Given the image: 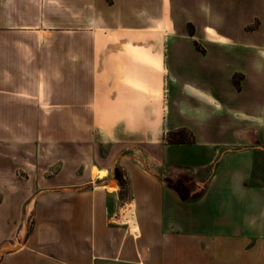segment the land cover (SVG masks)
Listing matches in <instances>:
<instances>
[{"label": "crops", "instance_id": "0c3cea01", "mask_svg": "<svg viewBox=\"0 0 264 264\" xmlns=\"http://www.w3.org/2000/svg\"><path fill=\"white\" fill-rule=\"evenodd\" d=\"M89 6L88 20L58 23L69 28L90 24L97 30L104 24L107 33L88 38L87 59L77 49L59 52L61 72L69 63L73 69L66 75L78 78L85 61L90 81L85 88H60L65 120L59 123L76 126L65 141L81 143L87 125L96 141L132 150L160 138L168 113L167 129L186 127L198 143L226 141L229 118L236 115L254 128L238 136L264 145V0H92ZM49 10L44 4L43 13ZM45 17L39 24H56ZM186 24L203 34L213 30L211 37L197 40L202 52L194 48V33L184 36ZM252 24L257 25L246 31ZM73 41L80 44L77 37ZM236 74L239 88L231 83ZM165 81L176 85L167 106ZM181 94L193 116L182 121L175 106ZM117 165L127 182L126 201L119 199L120 185L112 176ZM80 172L74 180L49 179L36 196L34 185L24 193H3L0 181V246L15 232L23 202L35 196L25 211L31 228L19 248L0 255V264H244L243 247L236 244L241 230L215 232L234 242L216 244L211 231L196 224L194 204L182 202L144 166L97 162ZM127 202L134 204L136 234L113 221ZM24 229L23 224L20 238Z\"/></svg>", "mask_w": 264, "mask_h": 264}, {"label": "rangeland", "instance_id": "374dc122", "mask_svg": "<svg viewBox=\"0 0 264 264\" xmlns=\"http://www.w3.org/2000/svg\"><path fill=\"white\" fill-rule=\"evenodd\" d=\"M91 1L66 0L64 3L68 9L62 0H0L1 190L3 193L15 190L24 193L34 185L36 196L39 187L49 179L60 176L74 180L80 171H86L97 162L111 167L115 161L144 166L165 185L169 181L185 189L187 202L194 204H190V208L197 217L196 224L211 231L212 241L234 245V242L223 241L225 239L215 232L224 229L229 234L241 230L242 236L236 237V244L243 247L244 264L251 261L264 264V145L257 146L258 142L250 136H238V133L245 134L254 129L240 123L238 116L229 118L230 135L226 141L218 143H198L186 127L168 130V113L164 117L160 138L146 144L137 143L132 150L120 149V145L113 147L106 140L96 141L87 125H83L81 143L65 141L68 130L73 132L76 126L59 123V120H65L62 117L64 109L59 107L58 101L59 97H64V93H59L60 88L70 90L75 85L85 88L90 81L84 68L85 61L78 78L66 75L73 69L69 63L66 64V72H61L59 52L63 48L67 52L77 49L83 54V59H87L90 53L88 38L107 33L102 26L104 24H100V30H97L90 28V24L69 28V24L63 26L58 23L88 20ZM44 4L50 6L46 15L43 13ZM60 7L64 11L60 12ZM43 15L45 20L56 21V24H39L44 20ZM256 25L248 26L246 31ZM215 27L218 28L217 25ZM212 32L205 29L207 37L214 35ZM193 33L194 48L202 52L201 43L197 40L203 39L204 32L186 24L184 36ZM43 36L48 39L44 40ZM75 37L80 44L74 43ZM240 80L236 74L232 76L231 83L239 88ZM173 87L176 85L165 81L166 106L170 104ZM13 89L18 92L9 93ZM185 96L181 94L175 103L180 121L193 118L185 110ZM84 116L88 115L83 114V120L87 121ZM63 166L70 167L71 171L63 169ZM112 176L120 185L119 199L126 201L129 190L124 172L118 165L114 170L112 168ZM204 196V201L198 203ZM34 197L27 198L21 205L17 228L6 244L0 246V255L19 248L31 228L30 213L25 211ZM23 224L25 229L20 238Z\"/></svg>", "mask_w": 264, "mask_h": 264}, {"label": "bare ground", "instance_id": "6f19581e", "mask_svg": "<svg viewBox=\"0 0 264 264\" xmlns=\"http://www.w3.org/2000/svg\"><path fill=\"white\" fill-rule=\"evenodd\" d=\"M92 173L93 175L97 174V171L95 168H93ZM98 174L101 176L103 173L99 172ZM118 213H117L118 214L117 217H115L113 221L119 224L127 225L129 227L130 232L132 234H136L137 223H136L135 216H134V204L132 202L125 203Z\"/></svg>", "mask_w": 264, "mask_h": 264}, {"label": "trees", "instance_id": "16d2710c", "mask_svg": "<svg viewBox=\"0 0 264 264\" xmlns=\"http://www.w3.org/2000/svg\"><path fill=\"white\" fill-rule=\"evenodd\" d=\"M166 185L169 189H171L173 192H175L177 194V196L179 197V199L182 202H187L189 201V199L187 198V194L185 193V189L182 188L181 186H179L178 184H172L169 181H166ZM184 189V190H183Z\"/></svg>", "mask_w": 264, "mask_h": 264}]
</instances>
